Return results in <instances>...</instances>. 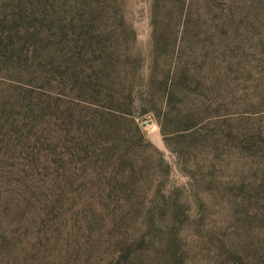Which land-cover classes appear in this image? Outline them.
I'll return each instance as SVG.
<instances>
[{
	"label": "rangeland",
	"instance_id": "obj_1",
	"mask_svg": "<svg viewBox=\"0 0 264 264\" xmlns=\"http://www.w3.org/2000/svg\"><path fill=\"white\" fill-rule=\"evenodd\" d=\"M112 1L57 0L47 10L98 47L85 58L96 65L95 92L69 94L78 110L94 113L83 99L109 105L115 94L126 111L133 97L142 135L102 117L118 131L95 133L62 162L70 138H49L70 129L87 138L84 119L63 121L48 105L30 117L31 149L54 155L58 171L36 164L17 264H213L231 195L253 178L264 145V0ZM86 5L103 16L82 22ZM165 112L176 118L163 131Z\"/></svg>",
	"mask_w": 264,
	"mask_h": 264
},
{
	"label": "trees",
	"instance_id": "obj_2",
	"mask_svg": "<svg viewBox=\"0 0 264 264\" xmlns=\"http://www.w3.org/2000/svg\"><path fill=\"white\" fill-rule=\"evenodd\" d=\"M56 1L52 0L50 4L47 3L49 0H0V264H17L19 242L23 241L21 234L19 240V225L21 218L27 217L26 212L21 211V204L28 195L34 173L38 171L36 164L57 170L51 162L56 160L54 155L35 153L30 147L35 136L30 119L34 113L48 105L54 107L53 110L63 109V121L68 117L83 118L86 122L87 138L78 129L58 130L49 138V142L56 143L61 138H70L69 151L60 150L56 155L62 162L80 154V145L87 144L95 133L118 131L113 125H99L102 117H112L118 123L129 122L142 135L132 114L136 103L133 97L126 111L118 108L125 103H121L115 94L109 95V105L83 99L94 112L86 115L78 110L79 102L70 98L73 91L80 97L92 92L91 87L95 92L97 82L93 79L96 77L88 69L94 71L96 65L86 66L85 58L98 47H93L92 43L86 45V37L73 36L76 35V25L72 20L53 18L48 13L49 6L53 7ZM86 6L82 7L86 11L82 22H87L94 14L103 16V11L99 10L103 7L91 11ZM88 36L97 38L100 34L93 31ZM44 39L48 44L41 47ZM109 47L100 48L104 51ZM38 50L42 59L37 61ZM43 61L45 67L37 69V62ZM36 82L41 84L39 90ZM175 118L176 115L172 118L163 113L161 129L165 131L166 125ZM255 155L258 167L253 178L244 179L239 194L231 195L230 202L235 208L229 215L230 227H226L223 241L218 240L219 246L216 242L211 246L213 264H264V145ZM47 200L52 202L51 197Z\"/></svg>",
	"mask_w": 264,
	"mask_h": 264
}]
</instances>
